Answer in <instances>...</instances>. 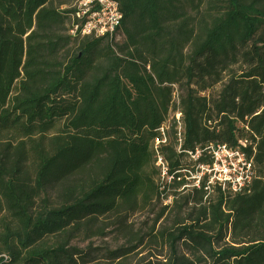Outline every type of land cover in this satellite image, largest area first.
I'll use <instances>...</instances> for the list:
<instances>
[{"label": "trees", "instance_id": "1", "mask_svg": "<svg viewBox=\"0 0 264 264\" xmlns=\"http://www.w3.org/2000/svg\"><path fill=\"white\" fill-rule=\"evenodd\" d=\"M117 2L122 44L70 37L71 0H0V264H79L100 218L169 199L157 264H264V0ZM213 145L253 161L250 188L183 194Z\"/></svg>", "mask_w": 264, "mask_h": 264}, {"label": "rangeland", "instance_id": "2", "mask_svg": "<svg viewBox=\"0 0 264 264\" xmlns=\"http://www.w3.org/2000/svg\"><path fill=\"white\" fill-rule=\"evenodd\" d=\"M124 40L122 33H118L115 37V41L119 44H122ZM106 44L107 42L104 45ZM75 53H77V45L71 42L60 51L59 60L67 63ZM173 118L174 113H171L166 124L167 131ZM171 141H174L173 135H171ZM177 149L179 150V147ZM158 163L157 161V167H159ZM189 163L190 160L186 158V166ZM202 166L193 163L190 165L189 169L193 170H189V174L185 171L187 185L180 192L187 194V190L198 185L200 179L205 176ZM160 170L161 176L158 175V172L156 173L155 169H148L149 174L155 178L159 186L166 182L163 168ZM170 203L171 199L156 200L151 205L136 211L130 216L118 213L100 218L90 238L83 235L73 243V246L83 250L86 256L79 264H157L165 261L166 256L169 254L168 249H163L162 244L156 245L150 242L148 235L154 227L159 230L163 226L170 225L174 217L180 213L176 211L171 214L169 210L170 212H166L162 216L164 206ZM100 229L104 233L103 235L98 232ZM114 252H117V255L126 253V256L116 260L112 255Z\"/></svg>", "mask_w": 264, "mask_h": 264}, {"label": "built area", "instance_id": "3", "mask_svg": "<svg viewBox=\"0 0 264 264\" xmlns=\"http://www.w3.org/2000/svg\"><path fill=\"white\" fill-rule=\"evenodd\" d=\"M65 9L70 10L68 34L72 38L113 39L118 35L123 15L117 0H71L70 6ZM180 117L181 114L177 113L176 118L179 120ZM161 130L164 135L165 128ZM156 144L157 148L160 142ZM240 144L246 147L245 142ZM208 153L212 164L202 166L208 177V187L217 186L232 195L244 193L250 188L255 178L254 165L241 149L213 145ZM158 162L165 175L166 166L161 157Z\"/></svg>", "mask_w": 264, "mask_h": 264}]
</instances>
